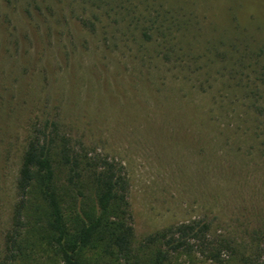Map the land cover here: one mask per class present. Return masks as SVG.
Returning <instances> with one entry per match:
<instances>
[{
	"label": "rangeland",
	"instance_id": "374dc122",
	"mask_svg": "<svg viewBox=\"0 0 264 264\" xmlns=\"http://www.w3.org/2000/svg\"><path fill=\"white\" fill-rule=\"evenodd\" d=\"M233 40L264 48V0H0V244L47 120L123 162L138 241L195 218L253 237L264 155L240 139L248 102H230Z\"/></svg>",
	"mask_w": 264,
	"mask_h": 264
},
{
	"label": "trees",
	"instance_id": "16d2710c",
	"mask_svg": "<svg viewBox=\"0 0 264 264\" xmlns=\"http://www.w3.org/2000/svg\"><path fill=\"white\" fill-rule=\"evenodd\" d=\"M219 53L247 101L243 140L264 155V48ZM230 49V50H229ZM243 94V95H242ZM224 99L229 101L227 96ZM244 122L252 123L249 129ZM259 147V148H258ZM131 180L123 162L93 153L54 121L34 122L20 159L0 264H264V224L241 241L195 218L137 239Z\"/></svg>",
	"mask_w": 264,
	"mask_h": 264
}]
</instances>
